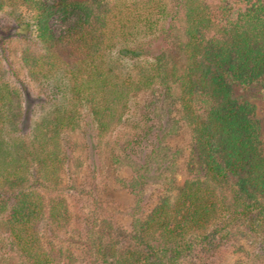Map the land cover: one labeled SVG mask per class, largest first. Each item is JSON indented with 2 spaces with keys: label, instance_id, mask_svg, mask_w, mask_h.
Masks as SVG:
<instances>
[{
  "label": "trees",
  "instance_id": "trees-1",
  "mask_svg": "<svg viewBox=\"0 0 264 264\" xmlns=\"http://www.w3.org/2000/svg\"><path fill=\"white\" fill-rule=\"evenodd\" d=\"M174 9L180 36L169 34L166 0H0V264H217L240 241L264 264V141L254 105L233 96L235 84L264 78V0ZM55 15L66 22L57 34ZM158 87L177 102L189 177L164 181L143 212L141 186L154 173L132 162L121 181L136 197L128 230L71 211L62 135L87 119L104 138L131 96ZM143 105L144 126L115 143L114 163L154 153ZM67 226L83 234V262L67 245L41 243L42 228Z\"/></svg>",
  "mask_w": 264,
  "mask_h": 264
},
{
  "label": "rangeland",
  "instance_id": "rangeland-1",
  "mask_svg": "<svg viewBox=\"0 0 264 264\" xmlns=\"http://www.w3.org/2000/svg\"><path fill=\"white\" fill-rule=\"evenodd\" d=\"M204 1L212 3L214 0ZM166 2L172 17L171 21H168L171 26L169 34L180 36L183 28L182 13L179 9H174L176 0H166ZM27 12L26 9L22 10L24 14ZM170 16L168 19L171 18ZM64 19L60 15L49 19L53 33L57 34L66 25ZM11 48L14 50L13 55H16L18 45L14 44ZM132 61L124 63L123 65H126L124 67L133 66L135 63ZM164 93L158 87L147 90L141 96L138 95L139 97L131 96L122 111L121 122L113 125L112 130L104 138L96 137L87 119V123H82L77 132L62 135L61 142L67 158L64 161L65 174L61 190L71 211H79L88 219L107 217L113 223L128 230L132 216H136L138 211L134 203L136 197L123 186L121 181L127 182L132 177V162L142 163V160H145L151 165V171L154 173L141 186V202L139 203L140 211L143 212L156 202V198L161 194V184L164 181L168 178H175L177 182H182L189 177L190 169L187 167L188 135L183 124L177 119L176 100L164 99ZM233 96L254 105L255 114L260 124V137L264 141V78L248 88L235 84ZM143 104L150 106L149 118H152L147 122V125L152 126L147 151L150 147L155 151L145 159L141 158L142 154H138L136 157H130L131 161L124 160L122 164L114 163L111 154L113 151L119 153L117 146H114L115 143L124 144L128 135L139 133L144 126L143 115H145L146 109ZM163 157L169 158L170 161L165 162ZM135 211L137 212L135 213ZM3 235L4 233L0 235L1 239L4 237ZM40 238L41 243L45 245L54 243L73 248L77 258L83 262V234L75 233L70 226L61 229L54 228L49 231L42 228ZM227 247L219 256L217 264H232L236 261L261 264L260 261L252 260L250 247L245 244V241H240L236 245L228 243Z\"/></svg>",
  "mask_w": 264,
  "mask_h": 264
}]
</instances>
